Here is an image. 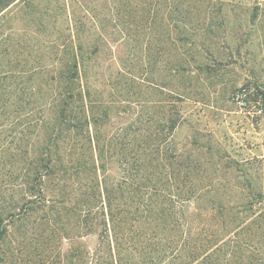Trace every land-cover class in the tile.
I'll list each match as a JSON object with an SVG mask.
<instances>
[{"label":"trees","instance_id":"trees-1","mask_svg":"<svg viewBox=\"0 0 264 264\" xmlns=\"http://www.w3.org/2000/svg\"><path fill=\"white\" fill-rule=\"evenodd\" d=\"M241 7L0 0V264H264L262 192L221 203L223 176L172 140L181 112L162 107L153 130L113 120L147 64L168 99L220 73L250 39L228 20Z\"/></svg>","mask_w":264,"mask_h":264},{"label":"rangeland","instance_id":"rangeland-1","mask_svg":"<svg viewBox=\"0 0 264 264\" xmlns=\"http://www.w3.org/2000/svg\"><path fill=\"white\" fill-rule=\"evenodd\" d=\"M228 1L242 5V12L237 11L239 20L227 12L230 25L237 21L236 33L250 38L248 43L243 39L238 56L235 55L233 60L228 59L226 65L220 68V73L195 74L189 97L185 99H168L164 95L166 92L156 86L163 84L158 68L160 65L150 69L147 64L145 71L140 69L138 73L136 69V74H133L136 80L134 83L129 81L132 85L128 96L117 98L118 108L114 112H119V118L113 120L122 123L126 122L124 118H128L127 122L134 123L140 116L144 129L153 130L163 121L160 114L162 107H174L175 111L181 112L185 121L182 127L173 132L172 140L177 149L184 147L188 150L198 165L210 162L205 168L207 176H223L224 185L211 182L214 189H219L216 194L220 202L237 205L242 203L238 194L242 190L247 193L260 191L263 196L257 201L258 205L264 207V0ZM254 3L258 10L251 25L252 16L245 9L253 7ZM14 26L19 28V24ZM231 51L236 52V49ZM240 90H245L247 95V106L243 109L232 100ZM149 118L153 120L149 122ZM231 161L238 165L233 167L229 163ZM226 163L233 169H223ZM202 166H198V169ZM211 193L202 200L204 204H209L210 199L214 202L215 192ZM247 200L256 201L253 197ZM86 241L92 246L91 239L87 238Z\"/></svg>","mask_w":264,"mask_h":264},{"label":"built area","instance_id":"built-area-1","mask_svg":"<svg viewBox=\"0 0 264 264\" xmlns=\"http://www.w3.org/2000/svg\"><path fill=\"white\" fill-rule=\"evenodd\" d=\"M247 95L245 90H240L237 94L232 97V100L236 103V105L243 109L247 106Z\"/></svg>","mask_w":264,"mask_h":264}]
</instances>
